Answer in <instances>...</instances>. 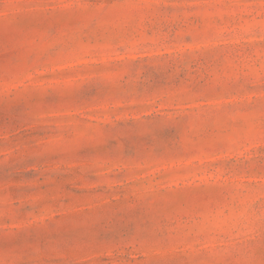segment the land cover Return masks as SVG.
Instances as JSON below:
<instances>
[{
    "label": "rangeland",
    "instance_id": "1",
    "mask_svg": "<svg viewBox=\"0 0 264 264\" xmlns=\"http://www.w3.org/2000/svg\"><path fill=\"white\" fill-rule=\"evenodd\" d=\"M0 264H264V0H0Z\"/></svg>",
    "mask_w": 264,
    "mask_h": 264
}]
</instances>
